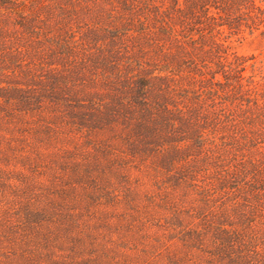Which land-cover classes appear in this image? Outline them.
Segmentation results:
<instances>
[{"label":"rangeland","instance_id":"374dc122","mask_svg":"<svg viewBox=\"0 0 264 264\" xmlns=\"http://www.w3.org/2000/svg\"><path fill=\"white\" fill-rule=\"evenodd\" d=\"M17 1L24 10L29 9L26 4L40 2ZM255 2L264 6V0ZM73 6L76 18L67 21L71 30L67 36L77 54L67 64H82L83 75L74 82L79 103L71 106L95 127L79 126L78 119L66 114L68 108L47 104L41 105L43 113L13 114L9 111L14 102L5 107L0 99L1 109L8 113L0 112V264H229L225 256H217L213 233L218 232L211 223L232 216L233 200L234 206L240 205L239 194L223 190L220 180L227 175L234 178L233 167L243 157L232 151L222 154L227 136L215 127L242 113L224 106L219 94L198 86L186 88L188 76L182 71L173 80L167 107L171 129L158 128L155 134L151 130L141 138L133 121L129 125L101 122L92 115L104 117L103 109H111L112 97L123 93V81L133 83L159 57L125 44V39L122 45L138 57L126 62L122 45L121 57L112 55L111 0H75ZM11 12L9 23L0 26L4 34L0 91L48 90L51 61L46 57L55 50L49 38L58 34L59 13L45 20L53 26L45 28L41 22L31 35L14 25L17 11ZM263 31L262 27L251 33L245 30L221 42L228 53L252 66L247 76L264 68V36L259 35ZM235 129L244 132L242 125ZM164 131L174 133L171 140L178 142L145 154L140 144H154ZM170 147L188 150L193 157L178 156L165 168L161 160ZM238 185L235 180L225 186L237 190ZM250 214L243 213L246 222L255 220ZM224 221L242 228L246 236L255 233L242 221Z\"/></svg>","mask_w":264,"mask_h":264},{"label":"trees","instance_id":"16d2710c","mask_svg":"<svg viewBox=\"0 0 264 264\" xmlns=\"http://www.w3.org/2000/svg\"><path fill=\"white\" fill-rule=\"evenodd\" d=\"M74 1L40 0L37 5L26 4L29 9L24 10L25 6L19 7L17 0H0V26L7 25L10 21L8 15L16 10L14 25L28 34L32 35L38 28L36 25L41 22L43 24L47 18L52 19L53 12L59 13L55 17L58 21L56 26L60 27L58 34L49 38L51 45L55 44L54 53L46 57L51 61L49 63L51 74L47 79L50 88L38 92L20 89L1 90L0 99L3 101L1 106L5 107L10 106L11 101L14 102L9 112L22 116L35 114L42 104H47L48 107L68 108L66 114L69 118L78 119L76 121L79 126H88L92 129L95 123L88 122L84 114H77L78 108L74 107V112L71 106L79 103L77 100L79 93L74 82H80L83 75L80 74L82 64L76 66L67 64V61L77 54V50L72 47V39L67 36L71 34V30H67L70 25L67 21L76 18ZM111 1L114 8L108 13L110 19L108 22L114 27L111 26L112 33L108 34L113 41L110 46L115 54L112 55L116 58L121 57L124 50L122 48L121 52L118 50L125 39V44L137 46L141 52L154 53L159 60L147 64L144 73L133 83L130 84L129 79L123 81L122 85L125 88L123 93L112 97V103L108 107L111 109H103L104 117H98L96 114L92 116L107 124L119 121L129 125L133 121L134 130L141 138H146L151 130L152 134H155L153 131L158 128L171 129L169 122L172 121V116L167 107L171 99L173 80L179 78L182 71H186L188 76L184 77L188 83L186 88L198 86L207 89L216 96L219 94L217 99L224 106L232 105L238 109L236 111L242 113L241 116L219 122L215 129H219L220 134L227 136L222 154L228 155V152L232 151L243 157L236 163L238 165L233 167L234 178L227 175L220 180L223 190L232 189L233 192L236 191L234 194H239L240 205L234 206L233 200L230 206L233 207L232 216L224 215L215 219V223H218L214 226L211 223L212 227H217L218 232L213 233V241L219 252L217 256H225L229 264H264V256L260 257L257 253L261 250L259 248L264 246V68L260 66L247 76L246 70L252 66L247 65L245 58L228 53L227 48L221 43L224 38L237 36L245 30L251 33L259 31L260 27L264 28V6H259L255 0ZM51 25L53 26L51 21L44 23L45 28ZM64 29L67 34L62 31ZM263 32H259V35L264 36ZM0 37L4 38L1 30ZM125 44L122 45L125 49L123 59L132 62V58L138 56L137 54L132 56ZM173 46L175 51L171 50ZM56 63L57 65H54ZM1 106L0 112L8 114ZM134 116H137V119ZM141 121L148 126H141L139 124ZM237 124L244 127V132L239 133L235 129ZM173 135L174 133L164 131L154 138L156 139L154 144L144 142L140 147L145 154L155 153L156 150L165 147L164 144L167 146L176 144L178 141L171 140ZM187 136L189 139L193 138L191 133ZM169 149V154L161 160V165L165 168L171 167L178 156L193 157L188 154V150L178 152L175 148ZM252 156L255 160L251 159ZM235 180L240 181L237 190L225 186ZM244 212L251 213L249 217L255 220L246 222ZM229 218L242 221L241 225L254 229L255 233L250 236L244 235L242 228L224 221ZM242 255L247 257L244 258Z\"/></svg>","mask_w":264,"mask_h":264}]
</instances>
